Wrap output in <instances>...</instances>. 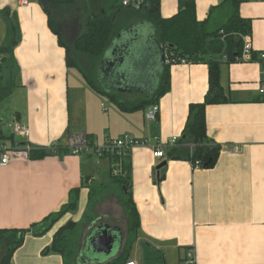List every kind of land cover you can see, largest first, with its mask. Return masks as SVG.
Listing matches in <instances>:
<instances>
[{"label": "crops", "instance_id": "0c3cea01", "mask_svg": "<svg viewBox=\"0 0 264 264\" xmlns=\"http://www.w3.org/2000/svg\"><path fill=\"white\" fill-rule=\"evenodd\" d=\"M223 1L194 0L197 21L207 19L210 9ZM105 6L92 3L90 15L105 13ZM238 10L241 18L250 21L248 37L257 60L219 67L225 101L205 107L207 137L221 148L215 165L202 169L185 161L166 162L164 178L156 185V168L164 159H155L149 147L131 151L130 189L140 226L130 258L139 264L143 246L153 258H159V264H184L189 248L194 250L197 264H264V101L259 93L264 67L259 58L264 53V0H240ZM177 11V0H160L162 18ZM82 27L78 17L66 16L60 25L63 43L70 45ZM152 28L144 23L129 44L132 52L142 46L149 50L131 55L128 62L132 66L122 82L106 61L116 36L98 60L81 63L86 70L82 72L67 64L66 48L48 27L39 0H30L27 7H19L16 0H0V47L10 45L12 51L1 71L0 87L10 88L0 102L8 103L2 112L28 128L27 143L32 149H59L39 160L15 154L7 166L0 167V230H27L41 223L69 203L70 192L79 190L76 209L44 235L26 234L10 264H63L62 256L45 252L54 233L70 219L78 224L83 220L93 189L90 183L97 181L96 176L104 181L98 184H111L109 173L116 165L112 160L62 154L71 137H86L93 145L123 135L166 143L181 136L189 106L204 101L208 67L186 62L170 66L169 90L156 104L154 121L145 119L148 108L123 111L119 107L120 99L145 105L159 84L161 66L151 42ZM113 227L122 236L113 255L117 257L127 236L118 226ZM81 263L89 262L85 258Z\"/></svg>", "mask_w": 264, "mask_h": 264}, {"label": "trees", "instance_id": "16d2710c", "mask_svg": "<svg viewBox=\"0 0 264 264\" xmlns=\"http://www.w3.org/2000/svg\"><path fill=\"white\" fill-rule=\"evenodd\" d=\"M100 2L105 6V13L91 16L90 5ZM121 0H39L48 17V27L58 37L59 44L66 48L67 64L85 72L81 66L83 61L98 60L104 53L110 40L125 29L138 22L147 23L154 29L156 41L164 55L163 68L160 73L159 84L145 105L132 104L115 95H109L118 101L123 111L148 108L158 103L159 98L169 90V69L172 64L181 60L190 63H202L208 67V91L204 101L199 104H191L189 113L181 136L172 146H164V161H185L195 168L210 169L218 158L220 146L213 143L206 133L205 107L219 104L225 101L222 88L219 83V67L222 63L239 62L243 37L250 36V21L239 15L240 0H224L221 4L210 9L207 19L197 21L195 16L194 0H177L178 11L170 18H162L160 14V0H145L142 9L135 11L121 6ZM69 14V15H68ZM78 17L83 25V30L70 45L64 44V33L60 28L66 16ZM5 54V60L11 55L10 45L0 47ZM225 57V60H223ZM257 55L252 52L251 61L257 60ZM10 92L0 89V101ZM116 98V99H115ZM93 142L87 138V149L80 156L92 155ZM59 152L57 147L51 149H33L27 158L39 160L46 156ZM63 153H70L71 149H65ZM131 151H124L120 155H105L102 158L112 160L116 165L110 170L111 184L121 190L125 202V212L128 225V243L121 253L104 264H125L131 260L130 253L133 242L136 241L137 231L140 226L139 216L131 194ZM96 157V156H95ZM97 158V157H96ZM156 171L155 184L159 185L164 176L162 170ZM119 170L114 175V170ZM92 190L89 191L91 194ZM79 190L70 192L69 203L58 213L49 215L41 223L32 225L27 230H0V264H10L11 257L23 243L26 234L42 236L49 232L54 224L66 213L76 209ZM76 224L71 219L66 221L53 235L50 247L45 251L54 252L62 256L63 264H73L74 243L72 235ZM144 245V244H143ZM186 253V252H185ZM185 256V254H184ZM142 264L158 262L150 254V250L143 246ZM185 259V257H184ZM183 259V261H184Z\"/></svg>", "mask_w": 264, "mask_h": 264}, {"label": "built area", "instance_id": "2783aa9c", "mask_svg": "<svg viewBox=\"0 0 264 264\" xmlns=\"http://www.w3.org/2000/svg\"><path fill=\"white\" fill-rule=\"evenodd\" d=\"M59 1V0H53ZM145 0H121V6L124 8H129L135 11L142 9L144 6ZM19 7H27L30 0H16ZM248 36L243 37V44L241 55L237 59L241 62L251 61L252 48L250 45ZM5 54L1 51L0 48V78L2 66L5 61ZM259 58L264 63V53L259 55ZM225 60V57H223ZM179 63H186L184 60H181ZM177 64V63H176ZM259 93L262 95L264 101V67L262 70L261 77V87ZM158 106L151 105L145 112V119L147 121H154L157 118ZM12 125V129L8 130L7 127ZM29 138V130L27 127L21 125L18 121H13L11 124L4 126L0 122V167H5L10 163L12 155L15 154H24L28 157L29 153L33 150L31 146L27 143ZM178 137L171 138L166 143H161L156 138L154 139H136L129 135H123L115 139H105L101 145L93 146V153L97 158H102L105 155H120L124 151H132L137 147H149L152 149V156L155 159H164L165 152L164 146H172L176 143ZM55 148V147H52ZM68 148L71 149L72 155H79L83 151H88L87 149V139L83 136L71 137L68 143ZM232 150H228V154H232ZM198 166V162L195 163V168ZM114 175L119 173V170L113 171ZM184 264H197L195 259L194 250L189 248L185 253ZM125 264H139L136 260H129Z\"/></svg>", "mask_w": 264, "mask_h": 264}, {"label": "water", "instance_id": "95a60500", "mask_svg": "<svg viewBox=\"0 0 264 264\" xmlns=\"http://www.w3.org/2000/svg\"><path fill=\"white\" fill-rule=\"evenodd\" d=\"M143 25L144 23L138 22L129 29L123 30L115 37V40L111 44V50L109 49V56L106 61L111 63V66L113 67L112 69L115 70V74L121 78V81L128 76L129 68L132 66V64L128 62V59H131L130 57L132 54L138 52L136 51L137 49L132 52L130 48L131 46H129V44L134 43V39L138 37V34L142 31V29H139V27ZM152 30L153 35L151 36L152 40H150L156 48L155 54L157 53L159 57L162 71L164 55L162 54L161 48L157 44L154 29L152 28ZM129 40L131 41L129 42ZM146 49L149 50V48ZM114 50H116L115 54ZM104 60L105 57L103 62ZM165 165L166 162L164 161L159 164L156 169L159 170ZM121 241L122 236L118 228L107 224H99L85 236L84 248L80 253L81 258H86L87 261L92 262V264H104L108 258L113 257V254L119 250ZM103 257H106V259H103Z\"/></svg>", "mask_w": 264, "mask_h": 264}, {"label": "rangeland", "instance_id": "374dc122", "mask_svg": "<svg viewBox=\"0 0 264 264\" xmlns=\"http://www.w3.org/2000/svg\"><path fill=\"white\" fill-rule=\"evenodd\" d=\"M136 51H138L139 53L140 52L146 53L147 49L146 46H142L139 50ZM154 66L155 63L153 62V65H151V67L154 68ZM4 87H9V85L2 86L0 87V89L4 90ZM4 106L7 108L8 103L5 102L0 103V122L4 126H6L13 122L12 121L13 118L10 119L8 116L4 114V112H2V110H4ZM7 128L8 130H11L12 125H10V127ZM96 179L97 181L94 180L93 183L92 182L90 183V187L93 189L89 197L90 204L86 212L87 214L85 215L83 220L79 222V224H76L77 226L75 232L72 235V242L74 243L73 264H83L81 262L85 261V258L83 259L81 258L82 261L79 259V254L84 246V238L92 228H94L96 225L100 223L107 222L110 225L118 226L122 230V232H124L125 238L127 236L126 240L124 239V243H125L124 247L128 243L129 227L127 225V216L125 212V207L123 205L125 202V198L121 190L118 189V187H116L115 185L106 182H105L106 184L104 183L103 185H101L98 184L97 182L102 183L104 181L100 179L98 176H96ZM125 232L127 233L125 234ZM103 259H106V257H103ZM87 264H92V262H89ZM153 264H159V263L154 262Z\"/></svg>", "mask_w": 264, "mask_h": 264}]
</instances>
